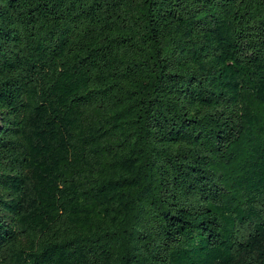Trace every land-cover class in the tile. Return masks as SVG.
<instances>
[{"label": "trees", "instance_id": "1", "mask_svg": "<svg viewBox=\"0 0 264 264\" xmlns=\"http://www.w3.org/2000/svg\"><path fill=\"white\" fill-rule=\"evenodd\" d=\"M0 264H264V0H0Z\"/></svg>", "mask_w": 264, "mask_h": 264}]
</instances>
